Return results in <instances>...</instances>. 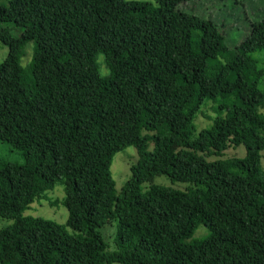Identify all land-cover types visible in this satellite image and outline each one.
I'll return each mask as SVG.
<instances>
[{
	"label": "trees",
	"instance_id": "1",
	"mask_svg": "<svg viewBox=\"0 0 264 264\" xmlns=\"http://www.w3.org/2000/svg\"><path fill=\"white\" fill-rule=\"evenodd\" d=\"M6 1L0 141L24 162L0 158V264H264V16L230 48L197 0ZM56 185L64 225L23 214Z\"/></svg>",
	"mask_w": 264,
	"mask_h": 264
},
{
	"label": "rangeland",
	"instance_id": "2",
	"mask_svg": "<svg viewBox=\"0 0 264 264\" xmlns=\"http://www.w3.org/2000/svg\"><path fill=\"white\" fill-rule=\"evenodd\" d=\"M149 1V0H140ZM1 4H6V0H0ZM180 9L187 14L196 15L202 19L214 22L223 33L226 43L230 48L237 46L247 35L248 23L258 21L264 16V0H197L187 5H180ZM14 19H22L23 16L13 14ZM32 43H28L24 49V55L20 59L22 66H25L32 57ZM7 54V48L0 46V60ZM252 56L258 61V66L264 68V51L255 52ZM99 71L103 75L107 73L102 64V58L98 56ZM260 88L264 89L261 84ZM212 104L210 103L209 106ZM205 107L202 110L208 116L216 114ZM264 111V110H261ZM200 127L210 123L203 115H199L195 121ZM236 154H238L236 152ZM264 155V153H263ZM137 157L133 147H127L117 152L112 159L111 174L115 181L116 190H120L129 176V167ZM0 158L12 163L22 164L23 157L7 143L0 141ZM263 164V163H262ZM155 183L168 185L167 178L161 177L156 179ZM179 186V185H178ZM182 187V186H179ZM64 191L61 185H56L53 190L46 192L41 199H35L23 214L27 216L43 218L54 223L64 225L67 220V210L61 202ZM11 223L8 220H0V228L6 227ZM102 240L106 244L107 252L117 250L114 243V226L106 224L100 229ZM205 233L203 226H200L192 238H200Z\"/></svg>",
	"mask_w": 264,
	"mask_h": 264
}]
</instances>
